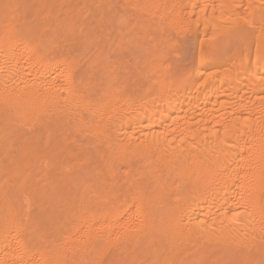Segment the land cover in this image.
Segmentation results:
<instances>
[{
	"label": "bare ground",
	"instance_id": "bare-ground-1",
	"mask_svg": "<svg viewBox=\"0 0 264 264\" xmlns=\"http://www.w3.org/2000/svg\"><path fill=\"white\" fill-rule=\"evenodd\" d=\"M262 13L0 0V264H264Z\"/></svg>",
	"mask_w": 264,
	"mask_h": 264
},
{
	"label": "rangeland",
	"instance_id": "rangeland-1",
	"mask_svg": "<svg viewBox=\"0 0 264 264\" xmlns=\"http://www.w3.org/2000/svg\"><path fill=\"white\" fill-rule=\"evenodd\" d=\"M133 37H136L135 35L133 36ZM149 38H150V36H149ZM215 43V42H214ZM191 49H193V48H190L187 52H185V54L187 53V55H185V58H182V54H181V56H180V58H182L181 60H184V62H182L181 63V65L183 66H181V68H188V67H190L189 65H190V63H191V58L190 57H192V55H193V53H192V51L193 50H191ZM191 51V52H190ZM131 52H132V50H131ZM134 52V51H133ZM177 51H175V52H173L172 53V55H170L171 57H172V59L174 60V58L175 57H177L178 55V52L176 53ZM194 52V51H193ZM229 53L231 54V50H228V51H226L225 53H222V50H220L219 51V53L216 55V57H221L222 55H226V56H228L229 55ZM148 54V53H147ZM183 56H184V54H183ZM189 56V57H188ZM13 153H14V151H12V155H13ZM15 154V153H14ZM3 156H5V155H3ZM3 156H1L0 155V159H6V157L4 158ZM14 156V155H13ZM3 157V158H2ZM4 163V162H3ZM1 165H2V162H1ZM0 172H2L1 170H0ZM3 174H4V170H3V172H2ZM1 173V174H2ZM3 174H2V176L0 175V184H1V182H2V180H3V178H4V176H3ZM58 177H60V178H62V176H60V175H58Z\"/></svg>",
	"mask_w": 264,
	"mask_h": 264
},
{
	"label": "snow or ice",
	"instance_id": "snow-or-ice-1",
	"mask_svg": "<svg viewBox=\"0 0 264 264\" xmlns=\"http://www.w3.org/2000/svg\"><path fill=\"white\" fill-rule=\"evenodd\" d=\"M262 6H264V0H262ZM2 7L4 8L5 14L7 16V15L10 14L9 9L13 8L14 6L5 3V4L2 5ZM251 7H252V5H249V8H251ZM262 15H264V13H262ZM245 23H250V21L248 19H245ZM19 251H20V264H25V262L23 260V256L26 254L27 249H26L25 246L21 245L19 247Z\"/></svg>",
	"mask_w": 264,
	"mask_h": 264
}]
</instances>
